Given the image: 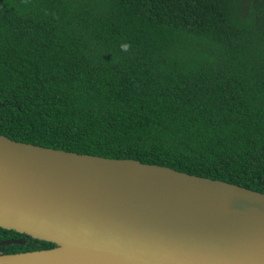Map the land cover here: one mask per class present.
Segmentation results:
<instances>
[{
  "label": "trees",
  "instance_id": "1",
  "mask_svg": "<svg viewBox=\"0 0 264 264\" xmlns=\"http://www.w3.org/2000/svg\"><path fill=\"white\" fill-rule=\"evenodd\" d=\"M0 135L264 194V0H0Z\"/></svg>",
  "mask_w": 264,
  "mask_h": 264
},
{
  "label": "water",
  "instance_id": "2",
  "mask_svg": "<svg viewBox=\"0 0 264 264\" xmlns=\"http://www.w3.org/2000/svg\"><path fill=\"white\" fill-rule=\"evenodd\" d=\"M0 228L54 245L0 264H264L263 193L2 135Z\"/></svg>",
  "mask_w": 264,
  "mask_h": 264
},
{
  "label": "clouds",
  "instance_id": "3",
  "mask_svg": "<svg viewBox=\"0 0 264 264\" xmlns=\"http://www.w3.org/2000/svg\"><path fill=\"white\" fill-rule=\"evenodd\" d=\"M129 48H130V45H127V44L122 45V50L124 51L129 50Z\"/></svg>",
  "mask_w": 264,
  "mask_h": 264
}]
</instances>
